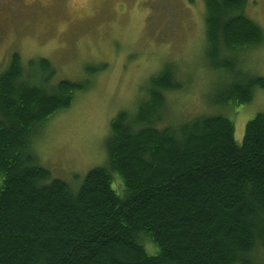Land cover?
<instances>
[{
	"label": "trees",
	"instance_id": "obj_1",
	"mask_svg": "<svg viewBox=\"0 0 264 264\" xmlns=\"http://www.w3.org/2000/svg\"><path fill=\"white\" fill-rule=\"evenodd\" d=\"M245 3L204 0L211 58L261 43ZM35 59L23 65L13 52L0 72V264H254L251 252L264 246L263 113L246 123L240 144L221 113L159 128L164 92L181 86L164 67L135 113L111 120L106 164L73 191L61 179L47 182L30 144L81 85L51 83L50 61ZM238 79L218 104L248 103L264 88L263 77Z\"/></svg>",
	"mask_w": 264,
	"mask_h": 264
},
{
	"label": "rangeland",
	"instance_id": "obj_2",
	"mask_svg": "<svg viewBox=\"0 0 264 264\" xmlns=\"http://www.w3.org/2000/svg\"><path fill=\"white\" fill-rule=\"evenodd\" d=\"M242 13L260 26L263 39L244 51L220 49L217 60L226 56L231 67L216 69L204 0H0V72L17 52L23 65L47 58L51 83L81 85L67 108L34 131L30 148L48 171L47 182L61 179L75 191L90 169L105 165L111 120L119 111L134 114L149 98L150 78L164 67L181 86L164 92L155 125L175 127L221 113L233 122L240 144L246 123L264 114V88L238 106L217 102L233 80L264 78V0H246ZM119 181L114 176L113 186L120 188ZM145 245L151 249L149 241ZM251 257L264 264V246Z\"/></svg>",
	"mask_w": 264,
	"mask_h": 264
}]
</instances>
